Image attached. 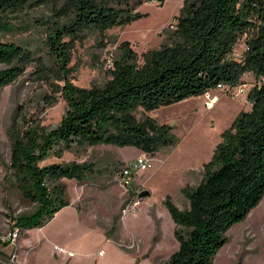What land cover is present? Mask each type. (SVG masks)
<instances>
[{
    "label": "trees",
    "instance_id": "obj_1",
    "mask_svg": "<svg viewBox=\"0 0 264 264\" xmlns=\"http://www.w3.org/2000/svg\"><path fill=\"white\" fill-rule=\"evenodd\" d=\"M150 1L0 0V25L9 14L50 3L59 7V19L45 41L59 70L47 67L32 49L0 39V91L34 67L35 81L55 77L61 83L59 96L65 103L54 126L35 122L23 130L15 116L7 131L12 186L36 206L32 214L14 221L13 228H43L70 205L63 180L83 186L93 174L90 162L42 166L46 160L74 146L100 145L133 147L153 158L161 147L176 143L172 127L147 116L138 120V110L150 113L201 97L219 84L234 88L243 76L252 75L261 83L247 95L250 110L240 112L221 134L203 165L200 183L181 190L187 207L179 209L170 197L163 202L179 244L164 264H213L228 242V230L244 221L264 197V0H184L167 42L142 54L141 63L124 42L102 86L75 87L69 65L84 33L102 35L129 25L142 17L137 8ZM242 37L246 51L235 60L232 54ZM53 99L48 96L46 105L54 104Z\"/></svg>",
    "mask_w": 264,
    "mask_h": 264
},
{
    "label": "rangeland",
    "instance_id": "obj_2",
    "mask_svg": "<svg viewBox=\"0 0 264 264\" xmlns=\"http://www.w3.org/2000/svg\"><path fill=\"white\" fill-rule=\"evenodd\" d=\"M183 1L151 0L137 8L142 17L129 25L108 30L102 35L85 32L84 39L76 44L72 53L69 65L73 68L72 84L79 88L102 86L109 79L108 72L113 62L120 58L119 47L124 42L130 44L141 63L142 54L158 49L167 42L175 24L173 19L178 15ZM57 8L50 3L7 15L5 24L0 25V39L32 49L47 67L59 70V64L45 46L49 30L59 19L55 15ZM245 51V37H242L232 58L241 60ZM34 71V67L28 68L25 75L0 91V238L13 229L14 221L36 210L35 205L21 198L9 177L10 147L7 131L14 117L20 128L25 130L35 122L44 127L54 126L59 123L65 111V103L59 96L61 83L55 77H50L46 82H37L32 76ZM260 83L252 75H245L241 84L234 88L224 86L220 91H211V96L218 98L213 100L215 104L212 108L205 106L203 95L150 113L138 110L135 113L138 120L147 116L158 125L172 126L171 133L176 143L161 147L155 159L150 157L152 168L134 175L130 188H123L118 177L121 168L137 158L140 151L133 147H112L111 153L102 147L82 149L74 146L63 151L60 157L55 156L42 163V166L71 162L94 164L93 174L83 185L85 189L79 186L81 190L77 192L76 181L63 180L66 194L73 201L79 193L81 197L84 195L81 205L91 206L93 213H88L90 218L97 214L105 218L110 216L117 225L113 229L112 225L109 234L107 230L102 238L98 231V228L102 230L101 226L92 227L88 219V230L85 229L87 235L76 242V247L86 256L103 250L105 256L102 264L167 262L178 250L179 244L163 202L170 197L179 209L187 207L181 190L186 186L196 187L200 183L203 165L210 161L215 147L221 141V134L240 112L250 110L247 95ZM239 87L245 88L244 94H239ZM48 96L54 98L51 106L46 105ZM116 157H120L125 164L116 162ZM105 190H111V193H104ZM142 191L149 195L139 199L138 195ZM136 202L138 204L133 206ZM132 210L136 212L135 216ZM66 214L69 221L74 218V212ZM37 230L32 229L26 233ZM82 230L84 227L78 230L81 236ZM72 232L76 234V227L72 226ZM226 236L228 242L218 251L213 264H264V197L244 221L228 230ZM44 253L49 254V251L46 249ZM13 254L16 255L15 252ZM1 257L0 264H7ZM94 262L92 260L91 264Z\"/></svg>",
    "mask_w": 264,
    "mask_h": 264
},
{
    "label": "crops",
    "instance_id": "obj_3",
    "mask_svg": "<svg viewBox=\"0 0 264 264\" xmlns=\"http://www.w3.org/2000/svg\"><path fill=\"white\" fill-rule=\"evenodd\" d=\"M96 147H102L101 149H104L107 152H113V146L100 145L90 148ZM141 155H145L150 158L149 155L141 152L137 154V157ZM115 159L116 162L125 164L120 157H116ZM75 184V190L79 192V190H81L79 186L81 185H78L76 182ZM83 188L85 189L84 186ZM108 192L111 193V190L104 191V193ZM83 196L81 197L79 193L74 201L70 198V205L57 212L50 222L43 228L37 230V232L27 234L26 232L32 229L22 231L19 235L15 248L7 244L0 243V256L8 258V256H11L13 252H15L17 256V264H91L92 260H95V264H102V259H104L105 256L103 250L93 253L92 256H86L76 247V242L83 239L84 235H87L85 229L88 230V225H86L88 219L89 224L91 223L92 227L98 228V226H101L102 230H99L98 228V231L100 233V237L102 238H104L107 230V235L109 234V228L113 225L114 221L110 216L105 218V216L102 217L99 214L95 215L94 218H90V214L88 213H93L92 208L91 206L83 207L81 205ZM67 212H74V218L70 219V221L66 216ZM72 226L73 228L76 227V234H74V232L71 234ZM80 227H84V230H82V236L78 233ZM55 247L62 248L72 253L73 257L69 258L66 255L58 254ZM46 249L49 251V254L44 253L46 252ZM100 252H103L102 256H99ZM98 261L100 262L98 263Z\"/></svg>",
    "mask_w": 264,
    "mask_h": 264
},
{
    "label": "built area",
    "instance_id": "obj_4",
    "mask_svg": "<svg viewBox=\"0 0 264 264\" xmlns=\"http://www.w3.org/2000/svg\"><path fill=\"white\" fill-rule=\"evenodd\" d=\"M223 88H224V86L219 84V85H217L215 90L220 91ZM237 90L239 91V94L245 93L244 87H239ZM204 97L206 99L205 106L207 108L211 107L213 99H218L215 96H213V97L211 96V91L205 93ZM151 168H152V160L149 157H147L145 155L138 156L135 160L131 161L129 164H127L121 168L120 173H119V177H118L119 184L123 188H130L132 185L134 175H136L139 172H145ZM137 204H138V202L134 203L133 206H136ZM132 212H133V210H132ZM132 214H133V216H135L136 212H133ZM20 232H21L20 229L13 228L10 232L7 233V235L0 238V243L7 244V245H10L11 247L15 248L17 241L19 239ZM55 250L58 254L66 255L69 258L73 257L72 253H70V252H68L62 248L55 247ZM102 255H103V252H100L99 256H102ZM1 258L4 260V263L17 264V256L15 254H13L11 256V258H9V259L3 258V257H1Z\"/></svg>",
    "mask_w": 264,
    "mask_h": 264
},
{
    "label": "water",
    "instance_id": "obj_5",
    "mask_svg": "<svg viewBox=\"0 0 264 264\" xmlns=\"http://www.w3.org/2000/svg\"><path fill=\"white\" fill-rule=\"evenodd\" d=\"M170 127H172V126H170ZM146 196H148V193L143 191V192H141V193L138 195V198L141 199V198L146 197Z\"/></svg>",
    "mask_w": 264,
    "mask_h": 264
},
{
    "label": "bare ground",
    "instance_id": "obj_6",
    "mask_svg": "<svg viewBox=\"0 0 264 264\" xmlns=\"http://www.w3.org/2000/svg\"><path fill=\"white\" fill-rule=\"evenodd\" d=\"M214 100V99H213ZM212 100V105H211V107L210 108H212L213 106H214V104H215V101H213Z\"/></svg>",
    "mask_w": 264,
    "mask_h": 264
}]
</instances>
